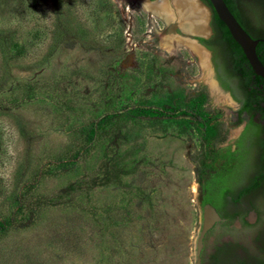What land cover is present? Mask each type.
<instances>
[{"label": "rangeland", "instance_id": "1", "mask_svg": "<svg viewBox=\"0 0 264 264\" xmlns=\"http://www.w3.org/2000/svg\"><path fill=\"white\" fill-rule=\"evenodd\" d=\"M150 1L0 0V264H195L204 166L243 125L197 45L210 9ZM240 241L264 264V220Z\"/></svg>", "mask_w": 264, "mask_h": 264}, {"label": "flooded vegetation", "instance_id": "2", "mask_svg": "<svg viewBox=\"0 0 264 264\" xmlns=\"http://www.w3.org/2000/svg\"><path fill=\"white\" fill-rule=\"evenodd\" d=\"M200 1L209 7L203 0ZM244 3L247 2L237 0L239 10L246 9ZM201 7L199 4L196 9L189 11L196 23L195 27L191 28L192 33L199 34L205 29L207 13ZM211 14L210 35L207 39L198 38L197 45L209 52L215 79L220 89L229 93V97L239 105L235 113L238 118V112L245 99L240 101L235 96L233 87L239 90V85H242L241 70L237 65L230 43L224 38L223 30L214 20L213 12ZM261 18L264 23V11ZM187 43L194 46L195 50L192 49L194 52L202 51L208 57V54L196 44ZM261 120L264 119L259 117L257 120L256 116L250 118L247 111L242 113V118H238L237 122L240 126L243 125L241 132L226 147L230 148V152H235L238 148V141H240L238 153L227 168L223 167L224 161L218 159L214 163V168L207 169L206 178L199 184L202 224L197 240L201 239V246L200 248L196 246L195 264H249L239 258L241 252L238 246L243 245L241 238L256 229L264 220V129L259 124ZM245 131V136L241 138ZM204 199L210 200L215 206L211 203H203ZM205 206L213 208L219 220L201 235ZM250 255L251 261L253 259L264 260L257 254Z\"/></svg>", "mask_w": 264, "mask_h": 264}, {"label": "trees", "instance_id": "3", "mask_svg": "<svg viewBox=\"0 0 264 264\" xmlns=\"http://www.w3.org/2000/svg\"><path fill=\"white\" fill-rule=\"evenodd\" d=\"M209 7L210 5L203 0ZM253 2L259 4V2L257 0H252ZM235 3L237 4V0H235ZM244 7L247 9L242 8L243 12L247 11L248 14H250L249 19L252 20L253 24L256 26H261L263 25V21L262 18H260V16L258 15V11L255 9V5H253L252 3H244ZM241 12V11H240ZM247 14V15H248ZM214 20L217 22V24L221 27V29L223 30V34H224V38L230 43L232 51L234 53V56L236 58L237 61V65L239 67V69L241 70V76H242V86L244 87V103H242V106L238 112V118L241 119L242 118V113L247 111L249 113L250 118L258 115L261 119H264V86L261 83L260 79L258 76H255L253 71L251 70V68L249 67L244 55L242 54V51L240 49V47L232 40V38L230 37L227 29L225 28V26L223 25V23L221 21L218 20V18L216 17V15H214ZM253 35V34H252ZM254 39H259V38H264V36L262 37H257L255 35H253ZM257 51L259 54V59L261 61V63L264 65V43H258L257 45ZM225 87V85H224ZM226 88V87H225ZM136 109L141 110L142 108L140 107H136ZM152 114H155V116H165V112L164 111H160V110H152ZM187 116H189L191 119L196 120L197 115H194L192 113H184ZM246 134V131L243 133L242 137L243 138ZM239 142L237 144V149L235 150V152H230V148H224V149H220L217 152L214 153V157L212 160V163H210L209 165H205L204 168L205 169H212L214 168V163L218 160L221 159L224 161L223 163V167H228L229 164L231 163V161L233 160V157L236 155V153H238L239 151ZM222 151H224V154H222ZM263 151H264V147H263ZM110 182V179L108 177V175H104V181L102 184H107ZM203 203H211L212 205L215 206V204H213V202H211L208 199H204ZM11 221H2L0 220V231H3L7 228V226L10 224Z\"/></svg>", "mask_w": 264, "mask_h": 264}, {"label": "water", "instance_id": "4", "mask_svg": "<svg viewBox=\"0 0 264 264\" xmlns=\"http://www.w3.org/2000/svg\"><path fill=\"white\" fill-rule=\"evenodd\" d=\"M149 2H152L148 0ZM211 12L223 23L232 40L240 47L249 67L255 76H258L264 86V65L259 59L257 51L258 43H264V38L254 39L252 32L241 14L235 0H205ZM264 7V0H259ZM191 37V36H190ZM198 44V43H197ZM203 220V232H205L219 217L210 206H205ZM201 239L197 240L200 248Z\"/></svg>", "mask_w": 264, "mask_h": 264}, {"label": "bare ground", "instance_id": "5", "mask_svg": "<svg viewBox=\"0 0 264 264\" xmlns=\"http://www.w3.org/2000/svg\"><path fill=\"white\" fill-rule=\"evenodd\" d=\"M180 1H181V0H180ZM185 1H186V0H185ZM186 2H187V1H186ZM187 3H188V2H187ZM188 4H189V3H188ZM182 5H183V4H182ZM198 5H199V4H198ZM198 5H197V3H193L191 8H192V9H195L194 7H197ZM181 8H182V7H181Z\"/></svg>", "mask_w": 264, "mask_h": 264}]
</instances>
